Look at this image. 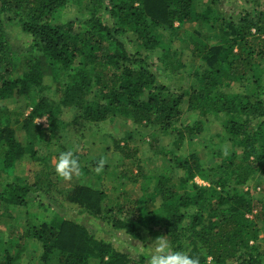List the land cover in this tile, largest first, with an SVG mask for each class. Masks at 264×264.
Returning a JSON list of instances; mask_svg holds the SVG:
<instances>
[{
  "label": "trees",
  "instance_id": "obj_1",
  "mask_svg": "<svg viewBox=\"0 0 264 264\" xmlns=\"http://www.w3.org/2000/svg\"><path fill=\"white\" fill-rule=\"evenodd\" d=\"M202 2L0 0V101L22 104L19 111L0 106V206L20 211L36 202L40 214L26 224L20 238H33L40 245V264H147L149 259L140 254L134 260L77 220L66 219L58 213L60 200L78 205L87 217L133 241L142 239L138 228L151 233L161 224L172 249L199 256L200 264L207 258L211 264H264V239L258 243L264 233V197L236 189L253 174L264 176V9H242L233 20L219 5ZM68 12L76 14L66 19ZM103 13L113 21L104 23ZM202 30L215 34L202 37ZM18 39L25 44L20 46ZM174 41L184 44L185 63L172 52ZM189 59L197 62L191 72L195 84L186 91L172 90L166 74H183ZM45 79L51 83L46 85ZM249 79L250 88L243 84ZM54 84L58 105L80 104L84 91L94 90L80 115L66 125L45 93ZM232 84H240L243 93H228ZM183 107L206 118L225 116L222 128L231 143L230 154L222 156L218 166H204L195 156L174 157L176 179L159 173L148 177L140 170L129 179L141 178L147 185L154 179L153 185L150 190L144 185V195L127 208L103 206L107 193L101 186L109 168L88 177V169L81 166L64 194L54 193L50 177L46 186L38 179L29 184L12 178L23 155L38 160L36 145L44 136L48 143L62 130L74 131L81 120L100 123L119 115L173 135L176 146L194 140L203 133L205 121L175 127ZM44 115L48 124L41 131L34 120ZM13 125H19L24 141ZM114 147L122 160L134 159L125 146ZM39 160L47 163L48 158ZM124 169L114 165L112 176L126 175ZM195 177L208 186L193 183ZM229 183L235 185L232 193L227 191ZM190 208L194 211L184 223V211ZM0 256V264L20 259L18 252L9 254L1 238Z\"/></svg>",
  "mask_w": 264,
  "mask_h": 264
},
{
  "label": "rangeland",
  "instance_id": "obj_2",
  "mask_svg": "<svg viewBox=\"0 0 264 264\" xmlns=\"http://www.w3.org/2000/svg\"><path fill=\"white\" fill-rule=\"evenodd\" d=\"M204 4L208 5L217 4L221 7V11L227 15V18L237 20L242 9L252 11V7H256L259 11L264 9V0H202ZM200 7H205L202 5ZM76 12L65 13L63 16L66 19L74 17ZM104 23H110L113 20L107 18V13H103ZM177 26V23L175 24ZM188 30L192 31V26H185ZM180 32L184 31V27H181ZM15 32L12 31V36H15ZM214 32L206 34L204 30L200 35L214 36ZM24 40V39H22ZM20 39L17 43L22 46L25 44ZM184 47L182 42L174 41L172 44V52L180 58L181 62L185 63L188 60V54L181 49ZM195 64L186 63L185 71L183 74L168 75L166 74L167 81L171 84L172 90L186 91L189 86L195 84L193 77L191 76L192 70L195 68ZM192 65V66H191ZM244 85L251 87V79L244 81ZM49 79H45V84H50ZM260 83L262 85V93L264 95V77L261 78ZM56 85H51L48 91H45L47 97L53 102L56 107L58 119L64 123H70L75 120L81 113V106L85 101L91 100L94 94L92 87L86 89L82 96L83 100L80 104L76 105H58L60 95L55 91ZM243 89L240 84H232L228 93H243ZM247 89V88H246ZM0 106H5L14 111H19V107L22 104H12L10 101H0ZM183 115L177 126L191 123L193 120L205 121V127L203 133L194 140H184L181 145L174 144V137L169 133H163L158 128L144 127L143 125L135 124L127 118L122 116H107L106 120L100 123H85L83 120L78 122V125L74 131L62 130L60 134L51 139L47 143V137L44 136L43 142L36 145V157L38 160L32 161L29 156L23 155L15 165L14 175L12 178H17L23 181H27L32 184L37 179L38 184L46 186L49 177L53 186L54 193H66L69 187L73 186L77 177L71 181H57V177L54 173V166L59 154L64 151L74 150V155L78 157L81 166H85L89 174L88 177L96 174L94 171L98 160L103 158L106 163L104 168H109V176L103 182V187L107 193V198L103 206L106 208L113 207L127 208L134 202L140 200L144 195L142 187L147 185L141 178H137L136 182H132V177L137 176L143 171L148 177L157 176L159 174L178 175L175 164L173 163L174 157H190L195 156L199 162L204 166H218L222 161V156H228L231 150V143L227 135H225L222 128V121L225 120V116H208L202 117V115H193L191 112L185 111L183 107ZM25 112V111H24ZM23 112V113H24ZM28 112V110H26ZM46 117V119L44 118ZM21 119V118H20ZM35 125L44 131L47 128L48 116L44 115L34 120ZM192 124V123H191ZM13 128L17 130V137L19 140H23V133H19V125H13ZM39 131V134L42 132ZM44 134V133H43ZM46 135V133L44 134ZM46 141V142H44ZM119 144L125 146L127 150L134 152V159L130 161L122 160L116 154V148L114 145ZM239 157V154H237ZM48 158L47 163L42 162L39 159ZM122 161V162H120ZM124 166H121V165ZM47 166V168L45 167ZM114 165L125 168L126 175L120 174L112 176ZM43 170V171H42ZM42 174L48 173V177H44ZM38 174V175H37ZM130 177V179H129ZM176 179L177 177L174 176ZM151 183L147 185V190H150L154 179L150 180ZM193 183L198 186H208L205 179L195 177ZM97 185V184H96ZM98 186V185H97ZM235 185L229 183L227 187L228 193H232ZM236 189H240L243 192H249L257 197H264V176L261 174H253V176L242 186H237ZM145 193V192H144ZM40 194V193H37ZM62 206L58 209V213L63 215L68 220H77V222L89 228V230L96 236V238H102L105 241L112 243L113 247L118 251L128 254L134 260L140 254H145L150 257L151 249L154 245H151L154 240L163 235L162 226L153 228L149 233L146 228H138L141 234V241H133L128 235L122 231H114L108 225H101L97 221L87 217V214L83 213V210L76 204L64 202L60 200ZM158 204L156 205V207ZM193 209L185 210L186 219L187 216L193 213ZM40 214L37 208L36 202L30 203L28 208L21 209H8V207L0 206V238L3 241V247L9 248V254L15 255L17 252L20 256L17 264H40L41 248L40 245L33 238L22 239L21 233L25 230L26 224L33 221L34 217ZM48 217V216H46ZM161 217V223L163 221ZM264 239V233L259 237V244ZM9 244V247H8ZM1 257V256H0ZM54 261H51L52 264ZM94 261H92L93 263ZM205 264H211V259L207 258ZM228 264H236L234 262Z\"/></svg>",
  "mask_w": 264,
  "mask_h": 264
},
{
  "label": "clouds",
  "instance_id": "obj_3",
  "mask_svg": "<svg viewBox=\"0 0 264 264\" xmlns=\"http://www.w3.org/2000/svg\"><path fill=\"white\" fill-rule=\"evenodd\" d=\"M46 119V117H44ZM106 161L101 158L97 161L94 171L100 174ZM54 173L61 181H71L81 174V165L74 155V150L61 152L56 159ZM151 255L147 264H200L199 256H191L186 251H175L167 236H159L151 244Z\"/></svg>",
  "mask_w": 264,
  "mask_h": 264
}]
</instances>
